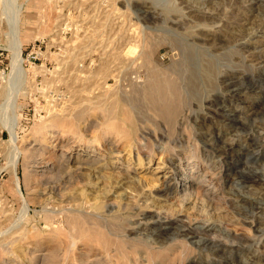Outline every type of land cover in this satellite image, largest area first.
Masks as SVG:
<instances>
[{"label": "rangeland", "instance_id": "rangeland-1", "mask_svg": "<svg viewBox=\"0 0 264 264\" xmlns=\"http://www.w3.org/2000/svg\"><path fill=\"white\" fill-rule=\"evenodd\" d=\"M17 2L21 8V53L28 75L21 83L24 88L16 100V113L19 118L16 135L18 144L27 149V155H20L16 166L19 191L9 170L12 142L4 125L6 116H10L6 103L10 97L9 79L13 51L10 47L9 25L2 9L5 3L0 0V238L11 234L9 229L13 226L12 222L20 221L23 196L30 202V219L29 223H22L28 229L32 227L31 234L45 233L52 228L45 225L42 208H56L55 196L51 191L56 180L55 175L52 176L55 172L52 167L62 148L59 147L58 139L51 136L44 152L40 150L35 137V126L48 124V121L52 120V114L61 111L64 114H72L73 111V114H78L92 106L89 112L85 111L78 117L77 124L82 132H85V137L97 136L102 120L99 110L108 103L102 95L110 91L114 93L130 89L131 84L138 79L145 80L151 66L154 68L155 64H158L156 67L160 66L165 73L178 77L187 89L184 94L187 98L183 97L182 104L180 103V112L184 116L188 115L187 119L183 116L182 119L177 117L178 121L167 125L144 104L140 95L134 101L131 100L133 103L130 101V108L135 119L136 136L142 138L141 142L148 146L147 148L164 146L166 155L170 152L171 156L178 154L182 157L190 156L196 151L203 159L208 157L209 163H212L213 170H210L206 178L212 181L210 186H213V192L208 193L205 190L204 187L209 182L207 181L203 188L194 187L195 191H199V198L195 202H188L185 208L178 201L172 204H169V201H160L163 205V209H160L161 216L186 214L183 219L186 221H177V226L183 224L182 229L188 230V235L194 237L185 239V236L170 230L167 224L151 222L149 217V222L143 223V219H140L143 211L149 214L148 212L159 209L150 201L148 202L151 204H147V208L142 200L144 197L139 200V196L137 199L130 195L149 190V186L145 185L144 189V186H138L135 181L136 183H130L135 187L125 186L128 191H133L128 193L129 202L126 200L120 207L122 217L115 220L116 223L106 222V226L114 231L118 225L120 229L135 227L129 238L123 237L127 241V256L120 255L121 250L118 252L117 247L113 245L109 247L110 250L107 248L105 251L100 244H91L83 239L77 241L73 252L68 248V254L72 255L70 254L67 264H264V0ZM128 48H135V62L130 63L132 57L128 59V55L124 53ZM78 78L82 82L77 80ZM112 89L116 90L113 92ZM136 103L139 104L138 107ZM196 138L203 143L208 154L205 155L202 149H196ZM54 144L57 147H54ZM66 146L67 144H63L64 149ZM105 149L109 153V147L106 146ZM146 152L147 149L142 153L143 157H147ZM150 158H153V162L148 170L135 171L133 174L141 176L145 173L143 176L147 179L148 173L149 177L156 175L152 174V171L158 160L167 162V157L158 150H155ZM227 176L228 180L225 179ZM82 178L75 180L71 186L74 189H71L75 190L74 195L78 199L81 197L78 194L80 186L85 184L82 188L88 189L91 198L88 203L92 202L95 195L103 197L107 193L105 188L109 189L112 185L106 179L100 184L102 189H93L86 186L87 179L84 176ZM120 190L121 188L116 191ZM205 192L210 200L203 196ZM229 196L233 200H230ZM138 204H143V207L139 205L140 208ZM129 221L134 223L128 224ZM31 234L20 240L19 248L24 253L18 250V254H23L21 258L25 264H41L38 259L43 258L42 255L38 259L30 256L33 247L31 243L35 241V234ZM43 239L44 249L40 251L41 254L47 252L48 246L54 245L57 246V251L62 248L57 259L64 257L68 247L64 245V242L68 243L65 236L58 235L53 239L46 236ZM190 240L195 243L192 245ZM25 241L31 243L26 244ZM55 241L57 243H54ZM184 243L185 249L181 247ZM169 246H172V249L166 248ZM159 247L161 248L158 250ZM7 249L0 264H17L9 263L10 258L12 261L14 250L10 245Z\"/></svg>", "mask_w": 264, "mask_h": 264}, {"label": "bare ground", "instance_id": "bare-ground-1", "mask_svg": "<svg viewBox=\"0 0 264 264\" xmlns=\"http://www.w3.org/2000/svg\"><path fill=\"white\" fill-rule=\"evenodd\" d=\"M3 3H5V4H3L4 6L2 5L4 7V8L2 7V9L5 11V14H6L5 19H7L6 22H8V25H9V35H10V41H11L10 47L13 51L11 76L9 79L10 80V83H9V85H10V87H9L10 88V90H9L10 91V93H9L10 97H9L8 102H7L8 104L6 103V105L8 106V109L10 110V116L8 118L6 116V120L4 121V125L9 132L10 141L12 142L11 143L12 147L10 149L11 151L9 152V161H8L9 165H10L9 170H10L12 177L16 183V186L19 190L20 186H19V179H18V176L16 174V166H17V163L19 161L20 155L26 157L27 149L22 144H20L21 146L18 144V139H17V135H16V126L18 124L19 118H18V114L16 113L17 112L16 110L18 108L16 100H17L18 96L22 93L21 91L24 88L21 83H23V81L25 80V78L27 77L28 74H27V70L23 66V57H22V53H21L22 43L20 41V33H19L20 32L19 31V20H20L21 8H20L17 0H3ZM112 11H113V9H112ZM135 37L136 36H134V38ZM120 39H122V37ZM134 52H135V48H133V49L128 48L126 50V52H124L126 55H128V57H127L128 59H130L129 57H132L130 59V63L135 62V60H136V58H133L135 56V55H133ZM142 58H145V57H142ZM109 59L110 58H108V60ZM116 59H117V57H116ZM122 59H123V56H122ZM156 65H158V64H155L154 68L151 66L150 73L148 72V77H146L145 80L139 81V79H138V81H135L133 84L130 83L131 84V87L129 86L130 89L126 88L127 90L126 89L123 91L121 90L120 92L115 91L116 89L115 90L112 89L113 92L115 91L116 93L115 92L112 93L111 91L106 92V94L104 93V95H102V93H101V95L103 96V99L108 100L107 101L108 103L106 105H104V107L102 106V108L99 110L101 115H102V120L100 122V124H101L100 132L97 136L91 137V138L85 137L84 136L85 132L83 133L82 132L83 130L80 129V126H78V124H77L78 117L82 116L81 114H84L85 111H88L89 109L91 110L92 106L88 107V109L85 108V110H81L79 113L77 111L78 114H73V112L75 113V111H73L72 114H64V112L62 113V111H61V113L52 114L53 116H51L49 114L50 117H52V120H50L51 123L48 121V124L43 123L41 125L35 126V129H34V131L36 133L35 137H36V140L39 142V145L41 147L40 150H42L44 152L45 148L48 146V143L50 142L49 139L51 136H54L55 139H58L57 142L59 144V147H60V149L62 148L61 152L59 153V155L57 157L56 162L53 164V167L51 166L52 170L55 171L54 174H52V176L55 175V177H56V180L54 179L55 180L54 181L55 185H53L54 187L51 186L52 187L51 191H53L54 196H55L54 198L56 200L55 201L56 208L51 209V210H50V207H49V209H47L46 207L42 208V212H43V216H44L43 220L45 221V225H47L49 228L50 227H52V228L45 233L33 232L35 234L34 235L35 241H33L31 239L33 241L32 243L27 242L29 244L31 243V245L33 244L32 245L33 247L30 250V253H31L30 256L33 255V258L37 257L36 259H38V257L40 258V255H42L41 257H43V258L38 259V260H40L41 264H57L59 261H61L60 264H67L68 260H70L68 258L70 257V254H71V253L68 254V251L70 250V252H73L72 249H74L77 241L83 240V239L88 241V243H91V244L92 243L93 244L94 243L100 244V246H102L105 249V251L107 250V248H109L111 245H113L115 248L117 247L118 252H119V250H121L120 255L122 254V256H127V253H128L127 248L125 251V247H126L125 244L127 241L125 240V238L123 239V237L129 238L130 235L132 233H134L135 227L129 226L128 228L122 227L123 229H120V228H118V226H119L118 225V226H116V228H117L116 231H114V230H112L111 227H110L111 229H109L106 226V224H107L106 222H108V223L111 221L114 222L115 220L117 221V220H119V218L122 217L123 214H122V212H120V210H121L120 207L125 202H127V201L129 202V200H127V199H129L130 195L133 198H137V199L139 196V200H140V198L144 197V199H142V200L145 201L144 206L147 208H149V205H147V204H151L150 202H152L154 207H157V209H159V210L154 209L153 211L148 212L149 214H147L146 211L142 210L144 213H142V215H141V213H139V214L141 215L140 219H143V223H148L149 219H151V222L165 223V225L167 224V227L170 230L173 229L179 235L185 236V239H188V238L191 239L194 237L193 235H188V230H186L184 228L182 229L181 226L183 224L177 226V221H179L180 223L183 221H186V220H183V219H185L186 214L184 215V214H178L177 213L178 215L175 214L173 216H168V215L161 216V214H160L161 210L160 209H163V208H161V207H163V205L160 201H162V200L169 201L170 202L169 204H172L173 202L178 201V203L182 207L185 208V205L188 202H195L199 198V191L198 190L195 191L194 187L196 186L197 188H200L202 186V188H203L204 184L207 181H209V182L207 183L208 185L204 187L205 190L208 193L213 192L214 188L212 190L211 188L213 186L212 187L210 186L212 181H210V179L206 178V176L210 172V170H213V169H211L212 163H209L208 157L206 159H203L199 155V152L197 153L196 151H194L192 154H190V156L188 155L186 157H184V156L182 157L178 154L171 156L170 152H168V154L166 155L167 150H166V148H164V146H155L156 148H151V147L147 148L148 146H146L143 142H141L142 138H140L139 136H136L137 135L136 124L134 122L135 119H134V116L132 114V108H130L131 107L130 101L132 99L134 101V99H136L138 95H140V98H142V100L145 102L144 104L148 105V107L154 112V114H156L158 117L163 119L167 125L175 122V120H177L178 118L182 119L181 116H183L184 119H187V116H188V115L184 116L180 112V110H181L180 105L182 104L181 101L183 100V97L187 98L186 95H184L185 91L187 89L183 85L182 81L180 80L181 81L180 82L178 77H173L172 75H169V73H165L164 69H161L160 66L156 67ZM122 74H124V73H122ZM145 76H146V74L144 75V77ZM106 77H107V73H106ZM116 77H117V75H116ZM80 78H78L77 80H79ZM88 79H90V77ZM72 80L74 81V79H72ZM80 82H82V81H80ZM87 83H85V84H87ZM89 83L91 84L90 81H89ZM94 83H97V82H94ZM81 85H79V87ZM71 86H72V84H71ZM96 87H97V85L95 86V88ZM119 87H120V85H119ZM98 89H99V87H98ZM95 90H97V89H95ZM87 91H89V90H87ZM75 93H77V92H74V94ZM81 93H82V91H81ZM87 94H88V92H87ZM90 95H89V98H90ZM86 96H88V95H86ZM102 96H100V98ZM94 97L96 98V96H94ZM89 101L91 102L92 100H89ZM138 105L139 104L136 103L137 107H138ZM72 106H74V105H72ZM132 106H133V104H132ZM136 106H134V107H136ZM97 107H99V106H97ZM74 108H75V106H74ZM65 112H66V110H65ZM179 115H180V117H179ZM185 115H186V113H185ZM82 122H84V121H82ZM83 125H84V123H83ZM186 128L187 127H185V129ZM93 131H94V129H93ZM140 136H141V134H140ZM60 143L67 144L66 149H64L63 144L60 145ZM202 144L203 143L200 140H197V138H196V140H195L196 149H202V152L206 155L208 153H206V150ZM55 146L57 147V145L54 144V147ZM106 146L109 147V151H108L109 153H107V150L105 149ZM169 147H170V145H169ZM145 149H147V152H146L147 157H143V155H142V153L145 151ZM35 150H36V148H35ZM155 150H158L159 152H161V154H163L167 157L166 158L167 162H165L164 160L162 162H160V160H158L156 162V165L154 167V171H152L153 172L152 174H156V175H152L151 177H149L150 175L148 173L147 176L145 175L147 177V179H146L143 176L145 173L143 175L141 174V176H143V177L139 176L138 174H133L135 171L144 172V171L148 170L149 165L153 162V158L149 159V157L151 156V154H153L155 152ZM66 152H67V154H66ZM208 156H210V155H208ZM36 161H38V160H36ZM47 162H48V160H47ZM214 165H213V167H214ZM106 170H108V171L106 172ZM25 174H27V173H25ZM25 176L27 177V175H25ZM83 176L85 177V179H87L86 180L87 181L86 186L91 187L93 189H95L96 187L101 188L100 184L102 183V181L104 183L105 182L104 180H106V179H107L106 181H108L112 184L109 189H107L106 185H104L106 187L105 191L107 192L104 194V196H103L104 198L103 197L99 198L98 195L94 194L95 197L92 199V202L88 203V201H90L89 199H91V198H89V193L87 192L88 189L86 190V188H82L85 184L82 187L79 185L80 189L78 188L79 189L78 194L81 195V197L78 199L75 197V195H74V194H76L74 192L75 190L73 191L72 189H74V188H72L71 186H73L72 184L74 183L75 180H79ZM228 177L229 176H227V178H225V179L228 180ZM112 179H113V181H111ZM213 179H215V178H213ZM27 180H25V181H27ZM226 180H225V182H226ZM135 181L137 182V184H139L138 186H140V187L144 186V189H145V185L149 186L148 187L149 190L147 192L145 190L144 191L142 190L140 192H137V193L135 192V193H132L129 195L128 193L132 189L130 191H128V189H126L125 186H128V185L131 186L130 183L135 182ZM222 181H224V180L222 179ZM108 182H107V184H108ZM51 184H52V182H51ZM132 186L135 187L134 185H132ZM138 186H136L137 189H138ZM124 187H125V189H124ZM119 188H121V190L116 191ZM51 191H49V192H51ZM101 191L102 190H100V192ZM136 191H138V190H136ZM103 192H104V188H103ZM110 195H112L111 198H110ZM214 195H216V194H214ZM222 195H224V194H222ZM203 196L207 197V199L210 200V197H209V195H207L206 192L203 193ZM262 198H264V196ZM22 199H23V202H22L21 211H20V218H19L20 221L15 220V222H12L13 226L11 227V229H9V230H11V234L9 235V233H8L7 237L3 236V238L2 237L0 238V260L2 259V256L7 252V250H8L7 248L9 245L14 250V252L12 253V256H13L12 261L10 258L9 263L10 262H12V263L16 262L17 264H25V261L23 260V258H21V256L23 254L21 253L22 254L21 256H20V254H18L19 253L18 250H20L19 246L21 244L19 242H21L20 240L25 239L29 234H31L32 227L30 229H28L27 226L22 223L23 221L29 223V219H30L29 218L30 202L24 196ZM225 199H226V197H225ZM229 199L233 200V198L231 199V196H229ZM148 201H150V202H148ZM46 202H47V200H46ZM131 202H133V201H131ZM137 203H139V202H137ZM154 203H156L157 205H155ZM143 204H138V206L139 205L142 206ZM234 205H236V204H234ZM136 206L137 205H135V207ZM124 207H125V205H124ZM139 214H137V215H139ZM183 216H184V218H183ZM148 217H149V219H148ZM116 221L114 223H116ZM130 223H134V222L129 221L128 224H130ZM0 224H1V221H0ZM50 224H52V225L49 226ZM186 225L188 226V224H186ZM47 226H44V227L48 228ZM122 233H124V235H122ZM2 235H3V233H2ZM44 235H46L50 238L52 237V239H53V237L55 238V236L58 237V235L59 236L61 235V236H65L68 239V243H67V241L64 242V245L68 246V247L66 246L67 249L65 250L64 257L61 256L62 257L61 259L59 257L60 260L57 259V257L59 256L58 252L61 251L62 248H61V250L57 251V246L55 247L54 245L48 246L50 250L47 249V252H44L43 254H41L40 251L44 249L43 248L44 243L42 242V239H43V237H46ZM28 240H29V238H28ZM45 241H46V239H45ZM63 241H64V238H63ZM259 242H261V241H259ZM25 243H26V241H25ZM54 243H57V242L55 241ZM58 243H60V240ZM65 243H67V244H65ZM190 243H192V245H193L195 242H194V240L193 241L190 240ZM46 245L47 244H45V246ZM48 245H49V242H48ZM61 245H62V242H61ZM61 245H58V246H61ZM184 246H186L185 243L181 247L184 248ZM161 247H159L158 250ZM17 248H19V249H17ZM68 248H71V249L68 250ZM166 248L172 249V246H169ZM196 248H198V247H196ZM109 250H110V248H109ZM20 251H22V250H20ZM28 252H29V250H28ZM39 252H40V254H39ZM75 253H76V251H75ZM156 253H158V251H156ZM160 253H161V251H160ZM152 254L153 253L151 252L150 255H152ZM126 258H128V257H126ZM27 259H28V257H27ZM73 259H74V257L72 258V260ZM32 260L34 261V259H32ZM124 260H125V258H124ZM81 261H83V260H81ZM84 263H85V261H84ZM127 263H128V261H127ZM81 264H83V262H81Z\"/></svg>", "mask_w": 264, "mask_h": 264}]
</instances>
